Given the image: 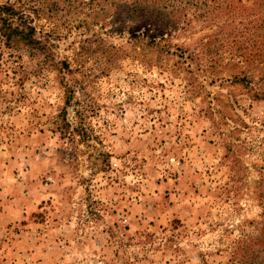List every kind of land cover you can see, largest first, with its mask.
Instances as JSON below:
<instances>
[{
	"label": "rangeland",
	"instance_id": "rangeland-1",
	"mask_svg": "<svg viewBox=\"0 0 264 264\" xmlns=\"http://www.w3.org/2000/svg\"><path fill=\"white\" fill-rule=\"evenodd\" d=\"M0 3V264H264V0Z\"/></svg>",
	"mask_w": 264,
	"mask_h": 264
},
{
	"label": "trees",
	"instance_id": "trees-1",
	"mask_svg": "<svg viewBox=\"0 0 264 264\" xmlns=\"http://www.w3.org/2000/svg\"><path fill=\"white\" fill-rule=\"evenodd\" d=\"M22 6L14 3H0V33L8 46L20 43L29 45L36 51H42L45 56H52L50 44L37 35L32 18Z\"/></svg>",
	"mask_w": 264,
	"mask_h": 264
}]
</instances>
